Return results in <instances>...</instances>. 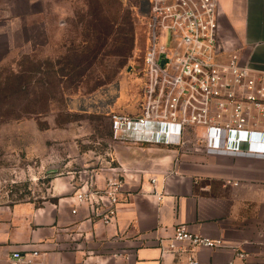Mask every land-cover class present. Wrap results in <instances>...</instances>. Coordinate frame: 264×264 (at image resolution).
Returning <instances> with one entry per match:
<instances>
[{"label":"crops","instance_id":"obj_1","mask_svg":"<svg viewBox=\"0 0 264 264\" xmlns=\"http://www.w3.org/2000/svg\"><path fill=\"white\" fill-rule=\"evenodd\" d=\"M35 1L23 0L22 13L16 14L12 1L0 0V45L8 51L31 42L18 36L28 26ZM217 4L220 56L226 59L236 53L241 64L264 71V0ZM108 93L70 99L67 108L104 111L110 108ZM122 102L113 109H120ZM152 131L143 121L116 133L109 160L125 172V192L109 226L75 205L70 175L54 178L53 202L0 203V264H7L10 251L34 247L46 250L42 264H183L189 255L217 264L233 258V247L246 254L248 264H264V157L205 150L148 156L158 145L140 138H148ZM160 131L154 133L156 139H162ZM104 175H97L98 183ZM179 224L192 233L220 238L225 245L161 254L159 239L165 245Z\"/></svg>","mask_w":264,"mask_h":264},{"label":"rangeland","instance_id":"obj_2","mask_svg":"<svg viewBox=\"0 0 264 264\" xmlns=\"http://www.w3.org/2000/svg\"><path fill=\"white\" fill-rule=\"evenodd\" d=\"M10 1L21 14L23 0ZM137 5L36 0L18 36L31 42L12 52L0 45V203L53 202L55 177L109 160L118 141L112 115H143L145 29ZM105 90L110 108L68 110L70 99ZM201 127L183 125L178 144L157 143L148 156L201 152L207 138ZM56 165L60 169L49 176L46 170Z\"/></svg>","mask_w":264,"mask_h":264},{"label":"built area","instance_id":"obj_3","mask_svg":"<svg viewBox=\"0 0 264 264\" xmlns=\"http://www.w3.org/2000/svg\"><path fill=\"white\" fill-rule=\"evenodd\" d=\"M137 13L145 29L142 92L146 102L142 116L112 115L113 137L118 139L117 132L145 121L153 134L141 137V142L174 145L180 141L183 125H201L209 135L205 151L264 157V71L241 64L236 53L226 59L218 53L217 0H138ZM169 125L180 127L169 132ZM157 130L162 139L154 136ZM103 172L98 183L97 175ZM124 173L111 160L69 172L75 205L87 208L91 219L113 224L125 192ZM224 245L220 238L192 233L183 224L173 229L165 245L159 239L161 254ZM45 251L37 247L10 251L7 264H42ZM232 252L231 260L217 264H248L243 251L233 247ZM183 264L207 263L189 255Z\"/></svg>","mask_w":264,"mask_h":264},{"label":"water","instance_id":"obj_4","mask_svg":"<svg viewBox=\"0 0 264 264\" xmlns=\"http://www.w3.org/2000/svg\"><path fill=\"white\" fill-rule=\"evenodd\" d=\"M60 169V165H56V166H51L50 168H48L46 170V173L49 176H54L56 174V172H58V170Z\"/></svg>","mask_w":264,"mask_h":264},{"label":"bare ground","instance_id":"obj_5","mask_svg":"<svg viewBox=\"0 0 264 264\" xmlns=\"http://www.w3.org/2000/svg\"><path fill=\"white\" fill-rule=\"evenodd\" d=\"M175 127V125L173 126V128ZM178 127H180V126H178ZM178 127H176L177 128V130H178ZM172 128V126H170V130L173 132V129H171ZM203 128V127H202ZM203 132H201V134H203L204 133V131H205V133H206V135H207V138H206V140L208 139V131L207 130H202Z\"/></svg>","mask_w":264,"mask_h":264}]
</instances>
